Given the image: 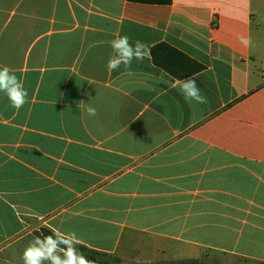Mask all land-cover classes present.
<instances>
[{
  "label": "crops",
  "instance_id": "0c3cea01",
  "mask_svg": "<svg viewBox=\"0 0 264 264\" xmlns=\"http://www.w3.org/2000/svg\"><path fill=\"white\" fill-rule=\"evenodd\" d=\"M125 35L150 54L109 71ZM0 67L27 91L0 92V264L42 229L120 264H264V0H0Z\"/></svg>",
  "mask_w": 264,
  "mask_h": 264
},
{
  "label": "clouds",
  "instance_id": "9594fccd",
  "mask_svg": "<svg viewBox=\"0 0 264 264\" xmlns=\"http://www.w3.org/2000/svg\"><path fill=\"white\" fill-rule=\"evenodd\" d=\"M239 39L245 47L252 45L250 37L241 36ZM111 47L115 55L107 62L106 67L109 71L117 70L121 64L130 67L133 60L143 61L150 54V49L145 43L136 41L133 45L127 35L112 40ZM181 91L186 99L195 100L198 103L207 102L201 95L195 79H186ZM0 92L7 96L12 107L17 110L27 102V91L8 67H0ZM86 111L89 116L97 115L94 107L89 106ZM76 243L78 239L75 233H71L67 238L59 232L44 236L42 239L37 237L24 249L22 259L24 264H45V261L49 264H95L77 250Z\"/></svg>",
  "mask_w": 264,
  "mask_h": 264
},
{
  "label": "trees",
  "instance_id": "16d2710c",
  "mask_svg": "<svg viewBox=\"0 0 264 264\" xmlns=\"http://www.w3.org/2000/svg\"><path fill=\"white\" fill-rule=\"evenodd\" d=\"M134 3L148 5H170L172 0H129ZM155 65L166 71L177 80L187 79L204 70V66L191 59L185 54L175 50L169 45L161 44L155 46L151 51ZM55 233L48 229H42V235L49 236ZM63 247V245H61ZM77 250L84 254L87 259L97 264H120L121 261L110 254H103L76 243Z\"/></svg>",
  "mask_w": 264,
  "mask_h": 264
},
{
  "label": "water",
  "instance_id": "95a60500",
  "mask_svg": "<svg viewBox=\"0 0 264 264\" xmlns=\"http://www.w3.org/2000/svg\"><path fill=\"white\" fill-rule=\"evenodd\" d=\"M196 264H198V263H196Z\"/></svg>",
  "mask_w": 264,
  "mask_h": 264
}]
</instances>
